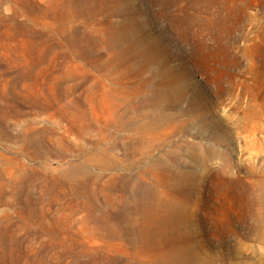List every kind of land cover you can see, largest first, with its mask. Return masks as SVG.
Here are the masks:
<instances>
[{"label":"rangeland","instance_id":"1","mask_svg":"<svg viewBox=\"0 0 264 264\" xmlns=\"http://www.w3.org/2000/svg\"><path fill=\"white\" fill-rule=\"evenodd\" d=\"M257 225L264 0H0V264H264Z\"/></svg>","mask_w":264,"mask_h":264},{"label":"bare ground","instance_id":"2","mask_svg":"<svg viewBox=\"0 0 264 264\" xmlns=\"http://www.w3.org/2000/svg\"><path fill=\"white\" fill-rule=\"evenodd\" d=\"M255 233L258 237H260V239L264 240V228H261V226L257 225Z\"/></svg>","mask_w":264,"mask_h":264}]
</instances>
